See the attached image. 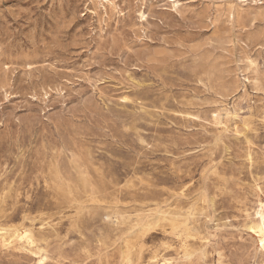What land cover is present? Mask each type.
<instances>
[{
  "label": "rangeland",
  "instance_id": "374dc122",
  "mask_svg": "<svg viewBox=\"0 0 264 264\" xmlns=\"http://www.w3.org/2000/svg\"><path fill=\"white\" fill-rule=\"evenodd\" d=\"M262 213L264 0H0V264H264Z\"/></svg>",
  "mask_w": 264,
  "mask_h": 264
},
{
  "label": "bare ground",
  "instance_id": "6f19581e",
  "mask_svg": "<svg viewBox=\"0 0 264 264\" xmlns=\"http://www.w3.org/2000/svg\"><path fill=\"white\" fill-rule=\"evenodd\" d=\"M252 229L256 232L257 236L259 237V242H260L261 248H262V250H264V213H262L260 215V219L256 223H254ZM2 238H3L4 244L8 245L11 243V242L9 243L7 236L4 235V236H2ZM20 238H21V240H23L24 238H27V234L22 233ZM43 260L44 259H41V261H43Z\"/></svg>",
  "mask_w": 264,
  "mask_h": 264
}]
</instances>
